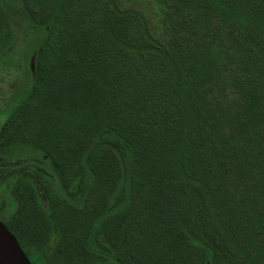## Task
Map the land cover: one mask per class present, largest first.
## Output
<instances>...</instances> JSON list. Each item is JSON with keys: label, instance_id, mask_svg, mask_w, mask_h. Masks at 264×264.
<instances>
[{"label": "rangeland", "instance_id": "obj_1", "mask_svg": "<svg viewBox=\"0 0 264 264\" xmlns=\"http://www.w3.org/2000/svg\"><path fill=\"white\" fill-rule=\"evenodd\" d=\"M173 1L67 0L64 24L61 20L59 29L50 40L52 46L55 44L61 49L52 48L56 52L50 51L46 68L37 73L39 54L41 48L48 44L50 36L47 29L52 14L60 7L59 0H0V130L7 126L0 146V219L16 234L32 258L47 259L49 256V264H146L148 251L152 254L160 249L168 234L176 231L171 225L164 228L166 224L162 215L168 217L171 213L172 219L176 211L179 218H186L195 209L199 217L197 209L201 200L194 192L199 188L166 185L171 166L170 147L167 146L165 157L160 155L159 146L149 148V138H160L165 125L170 126L168 123L162 128L157 126L158 132L154 135V131L146 132L152 116L159 120L153 109L160 105L154 102L160 91L171 109L185 106L184 136L195 135L193 137L198 141L197 144L189 143L194 175L201 178L205 171L208 177V173L223 168L227 176L225 166L233 155L225 161L223 154L220 157L216 150L228 130L221 111L237 104V96L241 93L251 95L260 87L253 74L240 75L233 59L243 54H264V31L259 29L261 15L257 8L255 11L238 12L246 17L239 20L222 19L220 15L209 18L206 14L202 16V11L198 13L202 22L196 20L194 24L190 10L195 0H183L181 9L174 8ZM93 11L98 14L97 19ZM125 15L127 18L123 19ZM83 22L90 27L84 28ZM234 22L249 33L243 34L234 29L236 27H231ZM137 29L142 36L139 44L135 39ZM109 34L118 35L123 42L125 40L126 44L118 46L121 53L113 54V59L106 65L100 58L88 68L80 67L82 78H79L80 72L77 76L72 74L77 69L70 61L74 51L72 43L76 38L79 37V42L81 38L85 41L80 43L85 56L98 59L89 56L97 54V51L87 48V41L91 37L97 40L100 37L104 42ZM244 39L247 43L241 45ZM2 42H10V48L4 52ZM119 43L116 42L117 45ZM131 43L132 48L127 47ZM253 44L256 46L251 47ZM136 45L147 50L144 52H148V56L137 67H132L133 71L136 69L134 76L130 75L131 68L124 67L130 54L137 52ZM211 51L222 52L223 61L230 59L229 66L222 73L206 68ZM176 67L183 73V84L172 81ZM92 70L97 74L95 79L90 76ZM71 77L75 79L70 83ZM193 88L198 96L190 104ZM121 91L122 94H130L129 106L125 105L126 102L119 107L116 104ZM83 97H90L92 101L91 125H102L93 131L99 135L90 136L75 128L84 113L81 107ZM183 115L181 112L180 117ZM130 134L137 136L133 138ZM145 136L148 140L138 146V178L141 185L147 184L146 189H139L141 206L136 210L128 208L122 216L113 217L104 227H98L90 241L91 246L84 250V234L73 223L83 216L113 215L130 205L126 171L131 150L126 137L134 142V139ZM236 142L255 150L258 160L252 159V155L249 158L253 165L259 163L260 170L251 169L246 163L242 166L249 168L244 170L245 173L252 170L264 188L263 134L251 124L245 125L236 136ZM227 147L224 149L226 156L229 155ZM102 149L109 152L113 165L106 180L99 179L91 186L88 162ZM54 159L59 162L61 173L53 165ZM115 164H118L116 170ZM145 167L151 168L147 176H143ZM119 172L125 173L121 179H118ZM29 179L41 181L51 191V210L46 212L42 209L48 205L47 198L41 195V203H38ZM8 181L12 183V190ZM13 188L18 200L14 198ZM166 189L171 190L170 200L162 197ZM164 200L168 201L164 203ZM165 205L170 206L169 214L163 211ZM135 219L138 226L131 224ZM59 221L62 232L55 233L53 226ZM258 224L254 222L255 226L249 230V243L258 236ZM77 236L79 241H76ZM72 238L75 240L71 243L53 249L56 242ZM45 249L48 255L42 251ZM108 254L114 255L118 261L106 258ZM176 261L177 255L172 264Z\"/></svg>", "mask_w": 264, "mask_h": 264}, {"label": "trees", "instance_id": "obj_2", "mask_svg": "<svg viewBox=\"0 0 264 264\" xmlns=\"http://www.w3.org/2000/svg\"><path fill=\"white\" fill-rule=\"evenodd\" d=\"M184 1H173L175 2L173 7L181 9ZM59 2L60 7L58 6L59 8H56L54 13L52 14L49 22V28L47 29V34L50 36V38H48L47 40L48 44L44 45L41 48V52L39 54L37 73L41 72V70L43 71L44 68H46L45 63L47 58H49L50 51L52 50V52H56L54 50L60 51L61 49L60 46L58 47L55 44L52 46L50 43V40L55 34V30L59 29L61 22L65 19V15H63L64 4L67 2V0H59ZM256 8L257 10H259V13L261 15L259 29L264 31V0H195L190 10V13L193 12L192 17L190 18L194 24L196 20L198 21V23L202 22L201 17H199L198 13L204 11L202 16L206 14L209 18H212L214 15H220L222 19L229 17L230 19L239 20L242 17H246L243 14H238V12L250 10L255 11ZM130 14L133 15V13ZM93 16L95 19H97L98 14L94 13L93 11ZM126 18V15L123 16V19ZM87 24L88 23L83 22L84 28L90 27ZM231 27H236L234 29L238 30V32H244L243 34L249 33V30L242 29L238 22L232 23ZM136 32L137 35L135 39L137 38L136 41L139 44L142 41V39H140L142 37L140 29H137ZM109 35L110 36H108V38L105 39L104 42L100 40V37L98 40L94 37H91L90 40L87 41V48L97 51V54H90L89 56L97 57L98 59H90L82 53L83 50L80 43L85 41L81 38V41L79 42V37H77L76 42L72 43V49L74 51L73 55L71 56L72 59H70L74 67L77 69H80V67L88 68V66L93 64V61L95 63L100 58L104 59L103 63L106 65L113 59V54L115 56L121 53L118 49V46H122L125 43V40L124 42L120 40L118 35ZM117 41L120 42L118 45L116 44ZM243 41L244 42H242L241 45L247 43L246 39H244ZM96 42H98V44H96ZM1 44L2 51H6V49H8L9 47L8 45L10 44V42H6L5 44H3L2 42ZM49 46H52L50 47V50ZM253 46L256 45L253 44L251 47ZM127 47L132 48V43L127 45ZM135 47V51L137 52L134 54L132 52L130 54V56L132 57L129 56V59H127L126 61L127 66L124 67V69L131 68L130 75L132 74L134 76H136V69H134L133 71L132 67H137L142 62V59L147 58L148 56V52H144L147 50H144V48H142L141 46L139 47L138 45H136ZM211 48L217 50V47L211 46ZM129 51H127V54H129ZM221 55L222 52L211 51L209 60L206 62V68L209 67L210 70L218 71L219 73H222L225 69H227V67L229 66L228 61L230 59L226 58L225 61H223ZM237 58L238 59L236 60L233 59V63H236L235 69L240 73V75L243 73L253 74L255 76H253V78H255V82L259 83L260 87L256 88V90L251 93V95L245 92L241 93L237 96V99H239L237 104H235L232 108H226L223 112L221 111L223 120L228 126V130L224 133V139L222 143H220L221 145L218 144L216 150H218V154H220V157H222L223 154L225 161L229 159V156L231 157L233 155L230 158V162L227 163L228 165L225 166L227 176L225 175V173H223V168L218 172H211L210 174L208 173V177L206 176L205 171L202 172L201 178L194 175V165L190 164L192 157L190 156L191 149L189 143H191L192 141L197 144L198 141H196L197 137H193L195 135L184 136L182 128L185 124L187 116L184 111L185 106H183L181 109H171V107L165 102L164 96L161 95L160 91L157 97L154 98V102L157 104L159 103L160 105H157L153 109V112H155L159 120H156L155 117L152 116L149 123V129L147 128L148 131L146 132L152 133L154 131L152 133L154 135L156 132H158L156 129L157 126H160L162 128L165 123H168L170 126L165 125L166 127L164 133L162 132L160 138L151 137V140L150 138L148 140V138L145 136L143 139H137L136 141L140 143V145H137L135 139L133 142L131 141L132 139L126 137L131 150L130 165L128 167V170L126 171V176L129 180L130 187L128 197V204L130 205L127 208L121 209L119 212L113 215H106L103 217L96 215L88 217L83 216L84 218L80 219V221L79 219L77 220V222L73 221L74 227L78 226L81 232L84 234L82 243L84 250H87V247L91 246L90 241L94 237L96 233L95 231L98 227H100L101 225L103 226L113 217H117L119 215L122 216L123 213L128 210V208L136 210L141 206L140 204H142V199L141 191L139 189H146L147 184L145 182L141 185L140 179L138 178L140 168V152L138 150V146H142L144 144L143 141L148 140L149 148L153 149L151 146H159L160 155L163 157H165V155L167 156L169 150V161L171 166L170 173H168V182H166V185L170 187L171 185H181L187 186V188L190 187L191 189L192 187L197 189L199 188L198 192H194L197 193L196 197H199V200H201V204L199 209H197L200 211L199 217L197 216V211L195 209H193L195 213L191 210V214L186 215V218L184 216L179 218L176 211L174 212L172 219L171 213L168 217L162 215L164 217L163 222L166 224L164 228L170 227L171 225L176 231L174 233L171 232L168 234L169 237H167V240L161 245L160 249H157L155 251L150 250L153 251L152 254H150L151 252L148 251V254L145 257V263L172 264L174 256L177 255V261L175 264H177L178 262L182 264H264V188L261 182H257V177L252 173L253 171L248 170L247 173H245L244 170H247L249 168H244L242 166L243 163H246L251 169L260 170L259 163L253 165L249 157L252 155V159L254 158L258 160V158L255 150L252 151L249 148L250 146L244 147L243 144L237 145L236 142V136L239 135L245 125H253V128L255 130L258 129V131L261 132L264 136V54H243L241 56H237ZM99 64L101 65L100 62ZM161 66L163 69L164 63H162ZM77 69L73 70L71 73L77 76V74L80 72L79 78H82L83 74L81 73V69H78V71ZM174 70L176 71V73L173 74L172 81H179L178 83L183 84L182 71L178 70V67H176ZM94 75L97 74L92 70L90 76L93 79L96 78L94 77ZM74 79L75 78H72L70 83L74 81ZM77 85L80 89L81 83L79 82ZM83 85L84 84H82V87ZM193 92L191 94V97L193 98L190 100V104H192L194 102V99L198 96L197 90H194V88ZM167 94L169 95V93ZM129 98V93L125 94L124 92L122 94L121 91L116 104L119 107L121 104L126 102L125 105L129 106ZM82 100L83 101L81 102V107L83 108L84 113L82 117H79L75 128L78 131L86 132L90 136H94L98 132L93 131L98 130V128L102 125H100L99 127L91 125V120L93 118L92 101L90 97H83ZM148 111L151 112L152 110L149 109ZM181 112L184 113L183 117H180ZM245 118H248V120L245 121ZM141 130H144V128L141 127ZM6 131L7 126H4V128H1L0 130V146L2 143V137L6 135ZM136 136L137 135L130 134V137L134 138ZM233 144H235V146L230 149V146L232 147ZM167 146L170 147L168 148V150ZM113 147H116V145L113 144ZM225 147H227L226 153L229 154L228 156H226L224 153ZM250 162L253 166H256V168L251 166ZM53 165L56 167L59 173L62 172L60 164L57 160H53ZM88 165L90 166L89 170L91 172L92 186V184L99 181V179L105 178L106 180L109 175V169L113 165V163L110 160L109 152L102 149L92 156V158L88 162ZM238 165L240 166V168L238 167ZM219 167L221 168V166ZM117 168L118 164H115L114 169L116 170ZM144 172L145 173H143V176H147V174L151 173V168L145 167ZM117 175L118 179H121L122 177H124L125 173L119 172V174ZM29 182L32 186L35 196L37 197L38 203H41V195H44L47 198L48 205L45 207L41 205L42 209L46 212L51 210L53 207L51 201V191L41 181L29 179ZM10 184L12 190V183L11 181H8L9 187ZM13 193L15 194L14 198L18 200L19 197L17 196V193H15L14 188ZM171 195V190L168 189H166L164 193H162V197L168 200H170ZM168 200H164V203ZM234 200H236V204H233ZM169 208L170 206L165 205L163 208L164 213L169 214ZM242 210H245V212L242 213ZM182 219H184L185 221L182 222ZM254 222L259 223L258 227L260 231L259 233L256 232V235L258 236L256 238L253 237V240H251V243H249L248 238H251L249 230L251 226L254 225ZM129 223L130 221L128 222V224ZM131 224H133L132 226L139 225L137 219H135L133 223L131 222ZM5 225L12 232L11 228L7 226V224ZM53 229V232L55 233H58L59 231L62 232V223L60 221L56 222V224L54 223ZM12 233L14 234V232ZM203 233L205 235V238H203ZM14 235L16 236V234ZM17 239L24 249L23 243L18 237ZM74 240L75 238H72L70 241L62 240L61 242H59L60 245L56 242L53 249L56 247L58 248L59 246H64L65 244L71 243ZM77 240H80L78 236L76 237V241ZM108 243H110L109 240ZM42 251L46 252V254L48 252V250L46 249ZM102 254L105 255V253ZM28 257L31 260L32 264H49V256L47 259H45L44 257H40V259L39 257L32 258L29 255ZM106 258L118 261V259H116V257L112 254H108ZM120 261L121 260H119V262Z\"/></svg>", "mask_w": 264, "mask_h": 264}, {"label": "water", "instance_id": "obj_3", "mask_svg": "<svg viewBox=\"0 0 264 264\" xmlns=\"http://www.w3.org/2000/svg\"><path fill=\"white\" fill-rule=\"evenodd\" d=\"M0 264H32L17 237L0 219Z\"/></svg>", "mask_w": 264, "mask_h": 264}]
</instances>
